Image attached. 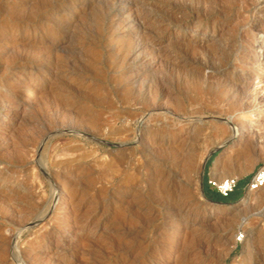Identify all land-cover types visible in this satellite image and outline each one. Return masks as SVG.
<instances>
[{
	"label": "rangeland",
	"instance_id": "obj_1",
	"mask_svg": "<svg viewBox=\"0 0 264 264\" xmlns=\"http://www.w3.org/2000/svg\"><path fill=\"white\" fill-rule=\"evenodd\" d=\"M140 1L160 3L168 65L124 60L132 38L118 23L138 10L132 2L0 0V264H19V252L27 264H264V191L242 203L246 184L235 208L216 215L224 206L203 193L206 179L213 191L219 178L248 183L264 164V0ZM108 3L123 18L108 24ZM174 61L192 66L185 73ZM222 65L232 84H220ZM31 102L32 114L5 117ZM148 110L167 130L180 123L174 146L139 141ZM242 129L244 148L234 151L227 141ZM47 171L68 206L54 205ZM183 224L194 232L180 244Z\"/></svg>",
	"mask_w": 264,
	"mask_h": 264
},
{
	"label": "bare ground",
	"instance_id": "obj_2",
	"mask_svg": "<svg viewBox=\"0 0 264 264\" xmlns=\"http://www.w3.org/2000/svg\"><path fill=\"white\" fill-rule=\"evenodd\" d=\"M75 1V0H74ZM113 3H115L116 1H118V0H111ZM121 1H129V2H132L133 4H135V5H137V11L136 12H134V14L132 15V13L130 14V15H128V16H126V17H124L123 18V16H122V14L119 12V11H117L116 9H115V7H111L110 6V3H108L109 4V8L107 9V13H106V19H108V24H110V22L113 20H115V19H121V18H123L122 19V21L120 22V23H118V26H121V30H125V32L127 33V37L128 38H132V48H131V51L124 57V60L126 61V62H136V61H138L139 63H140V65H142L141 67L144 69L145 67H151L152 65H156V64H162V66H163V63L164 62H166L167 61V56H168V58H170L169 57V55L168 54H170L171 52H168V53H165L164 51H163V47H164V43L162 42V40L160 39V37H159V32H158V29H159V24H158V21H157V19L155 18V16H154V11H156V10H158L156 7H157V5H160V3L158 2V1H153V2H149L148 1V4H145V2L144 1H138V0H136L137 2H135V0H121ZM151 1V0H150ZM160 1V0H159ZM166 1V0H165ZM189 1V0H188ZM225 1H227V0H225ZM6 2V1H5ZM61 2V1H60ZM171 2V1H170ZM190 2V1H189ZM205 2V1H204ZM228 2H229V0H228ZM70 3V2H69ZM153 3V4H152ZM215 3V2H214ZM214 3H212V7H214L213 5H214ZM251 3V2H250ZM75 4V3H74ZM77 4V3H76ZM87 4V3H86ZM132 4V5H133ZM165 4V3H164ZM195 4V3H194ZM204 4V3H203ZM211 4V3H210ZM229 4V3H228ZM114 5V4H113ZM112 5V6H113ZM174 5V4H173ZM188 5H191V4H188ZM187 5V6H188ZM207 5V4H206ZM106 6H107V4H106ZM105 6V7H106ZM166 6V5H165ZM169 6V5H168ZM242 6H243V4H242ZM196 7H197V11H198V7L199 6H197L196 5ZM208 7V6H207ZM211 7V8H212ZM225 7H227V6H225ZM253 7V6H252ZM86 8V7H85ZM188 8V7H187ZM208 8H210V7H208ZM218 8V7H217ZM222 8V7H221ZM228 8V7H227ZM8 9V8H7ZM84 9V8H83ZM174 9V8H173ZM180 9V8H179ZM207 9V8H206ZM77 10V9H76ZM131 10V9H130ZM161 10V9H160ZM160 10H158V11H160ZM185 10V9H184ZM217 10H220L219 8L217 9ZM47 11V10H46ZM61 11V10H60ZM59 11V12H60ZM62 11H64V10H62ZM104 11V10H103ZM179 11H181V10H179ZM228 11V10H227ZM226 11V12H227ZM45 12V11H44ZM182 12V11H181ZM208 12V11H207ZM220 12V11H219ZM222 12V11H221ZM212 13V12H211ZM223 13V12H222ZM200 14V13H199ZM204 14V13H203ZM225 14V13H224ZM43 15V14H42ZM212 15V14H211ZM210 16V15H209ZM208 16V17H209ZM221 16V15H220ZM224 16V15H223ZM27 17V16H26ZM37 17V16H36ZM41 17H43V16H41ZM201 17V16H200ZM25 18V17H24ZM23 18V19H24ZM34 18V17H33ZM51 18V17H50ZM104 18V17H103ZM171 18H173L172 16H171ZM27 19H29V18H27ZM101 19V18H100ZM180 19V18H179ZM25 20H26V18H25ZM35 20V19H34ZM95 20V19H94ZM175 20H177V19H175ZM184 20V19H183ZM9 21V20H8ZM104 21V20H103ZM160 21V20H159ZM173 21V20H172ZM179 21V20H178ZM20 22V21H19ZM29 22V21H28ZM27 22V23H28ZM42 22V21H41ZM62 22V21H61ZM162 22V21H161ZM180 22V21H179ZM212 22V21H211ZM116 23H117V21H116ZM9 24V23H8ZM11 24V23H10ZM40 24V23H39ZM63 24V23H62ZM92 24V23H91ZM90 24V25H91ZM179 24V23H178ZM12 25V24H11ZM38 25V24H37ZM73 23H68V24H66L65 26H63L65 29H72V27H73ZM16 26V25H15ZM110 26V25H109ZM117 26V27H118ZM88 27V26H87ZM94 27H95V25H94ZM98 27H100V26H98ZM89 29L91 28L90 26L88 27ZM101 28V27H100ZM106 28V27H105ZM104 28V29H105ZM10 29V28H9ZM60 29V28H59ZM80 29V28H79ZM82 29V28H81ZM12 30H13V28H12ZM88 30V29H87ZM93 30V29H92ZM99 30V29H98ZM117 30V32H118V29H116ZM20 31V30H19ZM38 31V30H37ZM83 31H85V30H83ZM159 31H160V29H159ZM162 31H164V30H162ZM25 32V31H24ZM55 32V31H54ZM90 32V31H89ZM95 32V31H94ZM93 32V33H94ZM116 32V33H117ZM120 32V31H119ZM9 33V32H8ZM244 33V32H243ZM119 34V33H118ZM123 34V33H122ZM150 34H154L155 35V38L154 39H151L150 37H149V35ZM161 34V33H160ZM60 35V34H59ZM58 35V36H59ZM85 35V34H84ZM89 35H90V33H89ZM164 35V34H163ZM15 36V35H14ZM20 36V35H19ZM61 36V35H60ZM81 35H79V37H80ZM93 36H94V34H93ZM100 36H102V35H100ZM108 35H105V36H103L102 37V41H105L106 40V37H107ZM151 36V35H150ZM246 36H247V34H246ZM85 37V36H84ZM84 37H82V38H84ZM110 37V36H109ZM107 38V40L108 39H110V38ZM46 38V37H45ZM59 38V37H58ZM61 38V37H60ZM78 38V37H77ZM247 38V37H246ZM3 39H5L4 37H3ZM13 39V38H12ZM31 39V38H30ZM49 39V38H48ZM52 39V38H51ZM14 40H15V38H14ZM38 40V39H37ZM73 40V39H72ZM86 40V39H85ZM84 40V41H85ZM248 40H249V38H248ZM2 41V40H1ZM10 41V40H9ZM19 41H20V39H19ZM40 41H42V40H40ZM60 41V40H59ZM89 41V40H88ZM169 41V40H168ZM250 41V40H249ZM17 42V41H16ZM24 42V41H23ZM35 42V41H34ZM70 42V41H69ZM77 42V41H76ZM86 42V41H85ZM90 42V41H89ZM98 42H99V40H98ZM106 42V41H105ZM108 42V41H107ZM36 43V42H35ZM45 43V42H44ZM74 43V42H73ZM27 44V43H26ZM56 44H58V43H56ZM43 45V44H42ZM42 45H40V46H42ZM59 45V44H58ZM91 45V44H90ZM27 46H28V44H27ZM37 46V45H36ZM56 46V45H55ZM4 47V46H3ZM12 47H13V45H12ZM52 47V46H51ZM80 47V46H79ZM94 48V47H93ZM4 49V48H3ZM6 49V48H5ZM8 49V48H7ZM15 49V48H14ZM13 49V50H14ZM39 50V49H38ZM42 50V49H41ZM41 50H40V52H41ZM95 50V49H94ZM172 50V49H171ZM188 51V50H187ZM192 51V50H191ZM7 51H5V53H6ZM10 52H11V50H10ZM196 52V51H195ZM213 52V51H212ZM8 53V52H7ZM127 53V52H126ZM197 53V52H196ZM48 54V53H47ZM88 54V53H87ZM192 54V53H191ZM209 54V53H208ZM214 54V53H213ZM220 54V53H219ZM195 55V54H194ZM215 55V54H214ZM5 56V55H4ZM7 56V55H6ZM18 56V55H17ZM185 56H186V54H185ZM209 56V55H208ZM42 57V56H41ZM87 57V56H86ZM90 57V56H89ZM184 57V56H183ZM187 57H188V54H187ZM194 57V56H193ZM203 57H205L206 58V55L205 56H203ZM202 57V58H203ZM19 58V57H18ZM88 58V57H87ZM91 58V57H90ZM174 58V57H173ZM195 58V57H194ZM197 58V57H196ZM211 58V61H212V59H213V61H214V58H212V57H210ZM254 58V57H253ZM92 59V58H91ZM185 59H186V57H185ZM188 59V58H187ZM193 59V58H192ZM209 59V58H208ZM44 60V59H43ZM46 60V59H45ZM93 60V59H92ZM170 60V59H169ZM198 60V59H197ZM203 60V59H202ZM204 60H206V59H204ZM172 61V60H171ZM189 61V60H188ZM125 62V63H126ZM173 62V61H172ZM216 62V61H215ZM38 63V62H37ZM167 63V62H166ZM169 64L171 63V62H168ZM168 63H167V65H168ZM195 63V62H194ZM217 63V62H216ZM221 63V62H220ZM132 64V63H131ZM174 68H179V70L181 71L183 68H184V72L186 73H188V71H187V69L186 68H190L191 66H192V64H190V63H188V62H185V61H182L181 63H179V64H177L176 63V61H174ZM173 64H172V66H173ZM197 64V63H196ZM195 64V65H196ZM201 64V63H200ZM199 64V65H200ZM211 64V63H210ZM229 64V63H228ZM255 64H256V67H258L257 66V62L255 61ZM54 65V64H53ZM136 65H138V64H136ZM195 65H193V66H195ZM37 66V65H36ZM40 66V65H39ZM157 66V65H156ZM177 66H179V67H177ZM16 67V66H15ZM6 68V67H5ZM8 68H9V66H8ZM55 68V67H54ZM160 68H162V67H160ZM168 68V67H167ZM7 69V68H6ZM33 69V68H32ZM122 69V68H121ZM149 69V68H148ZM156 69V68H155ZM12 70H13V68H12ZM90 70V69H89ZM92 70V69H91ZM152 70V69H151ZM178 70V69H177ZM199 70V69H198ZM228 70H230L231 71V69L229 68V66H220V67H217V71H218V74H216L217 76H219L220 78H219V80H220V84H223V85H228V84H232L233 83V81H232V78H229V77H225L226 76V74H225V72L226 71H228ZM235 70V69H234ZM232 71L233 73L235 72V71ZM5 71V70H4ZM9 71V70H8ZM7 71V72H8ZM33 71V70H32ZM46 71V70H45ZM54 71V70H53ZM56 71V70H55ZM93 71V70H92ZM91 71V72H92ZM150 71V70H149ZM155 71V70H154ZM173 71V70H172ZM194 71V70H193ZM202 71V70H201ZM38 72H40V71H38ZM136 72V71H135ZM206 72V71H205ZM49 73V72H48ZM177 73V72H176ZM42 74V73H41ZM40 74V75H41ZM52 74V73H51ZM57 74V73H56ZM100 74V73H99ZM146 74V73H145ZM35 75V74H34ZM44 75V74H43ZM53 75V74H52ZM125 75V74H124ZM185 75V74H184ZM120 76V75H119ZM174 76V75H173ZM224 76V77H223ZM238 76V75H237ZM52 77V76H51ZM160 77V76H159ZM214 77V76H213ZM216 77V76H215ZM239 77V76H238ZM37 78H39V77H37ZM184 78V77H183ZM195 78V77H194ZM222 78V79H221ZM63 79V78H62ZM61 79V80H62ZM163 79V78H162ZM217 79V78H216ZM215 79V80H216ZM36 80V79H35ZM52 80V79H51ZM100 80V79H99ZM141 80V79H140ZM170 80V79H169ZM173 80H174V78H173ZM21 81V80H20ZM44 81V80H43ZM117 81V80H116ZM132 81V80H131ZM160 81V80H159ZM162 81V80H161ZM182 81V80H181ZM185 81H186V79H185ZM189 81V80H188ZM192 81V80H191ZM201 81H203V80H201ZM218 80H216V82H217ZM58 82V81H57ZM143 82V81H142ZM156 82V81H155ZM177 82V81H176ZM195 82V81H194ZM17 83V82H16ZM27 83V82H26ZM50 83V82H49ZM54 83V82H53ZM56 83V82H55ZM159 83V82H158ZM178 83V82H177ZM188 83V82H187ZM200 83V82H199ZM30 84V83H29ZM58 84V83H57ZM139 84V83H138ZM137 84V85H138ZM146 84V83H145ZM152 84V83H151ZM163 84V83H162ZM179 84V83H178ZM181 84H182V82H181ZM236 84V83H235ZM19 85V84H18ZM76 85H78V84H76ZM124 85V84H123ZM190 84L188 83L187 84V86H189ZM218 85H219V83H218ZM22 86H23V84H22ZM41 86V85H40ZM50 86V85H49ZM56 86V85H55ZM59 86V85H58ZM62 86V85H61ZM135 86V85H134ZM153 86V85H152ZM155 86V85H154ZM164 86H166V85H164ZM181 86V85H180ZM243 86V85H242ZM252 86V85H251ZM24 87V86H23ZM168 87V86H167ZM166 87V88H167ZM191 87V86H190ZM195 87V86H194ZM234 87V86H233ZM5 88V87H4ZM11 88V87H10ZM57 88V87H56ZM58 88H60V87H58ZM81 88V87H80ZM80 88H78V89H80ZM93 88V87H92ZM215 88V87H214ZM229 88V87H228ZM241 88V87H240ZM75 89V88H74ZM157 89V88H156ZM162 89V88H161ZM170 89V88H169ZM183 89V88H182ZM235 89V88H234ZM5 90H6V88H5ZM24 90V89H23ZM39 90V89H38ZM53 90V89H52ZM149 90V89H148ZM153 90H154V87H153ZM153 90H152V92H153ZM166 90H168V89H166ZM241 90V89H240ZM33 91H35V89L33 90ZM135 91V90H134ZM146 91V90H145ZM174 91V90H173ZM188 91V90H187ZM237 91V90H236ZM40 92V91H39ZM38 92V93H39ZM44 92V91H43ZM46 92V91H45ZM49 92V91H48ZM47 92V93H48ZM79 92V91H78ZM144 92V91H143ZM150 92H151V90H150ZM151 92V93H152ZM193 92V91H192ZM42 93V92H41ZM49 93H51V92H49ZM68 93V92H67ZM80 93H81V91H80ZM137 93H138V91H137ZM146 93V92H145ZM148 93V92H147ZM154 93V92H153ZM169 93V92H168ZM174 93V92H173ZM229 93V92H228ZM1 94V93H0ZM7 94H8V92H7ZM139 94V93H138ZM137 94V95H138ZM150 94V93H149ZM163 94V93H162ZM172 93H170V95H171ZM178 94H180V93H178ZM181 94H183V93H181ZM18 95V94H17ZM90 95V94H89ZM157 95V94H156ZM169 95V96H170ZM39 96V95H38ZM72 96V95H71ZM84 96V95H83ZM146 96V95H145ZM177 96V95H176ZM13 97V96H12ZM87 97V96H86ZM85 97V98H86ZM166 97H167V94H166ZM174 97V96H173ZM18 98V97H17ZM54 98V97H53ZM89 98V97H88ZM115 98V97H114ZM117 98V97H116ZM140 98H143V97H140ZM147 98H150V97H147ZM146 98V99H147ZM172 98V97H171ZM232 98V97H231ZM40 99V98H39ZM87 99V98H86ZM98 99V98H97ZM152 99V98H151ZM150 99V100H151ZM8 100V99H7ZM91 100V99H90ZM148 100V99H147ZM163 100H165V98L163 99ZM177 100V99H176ZM96 101V100H95ZM103 101V100H102ZM142 101V100H141ZM145 101V100H144ZM149 101V100H148ZM171 101V100H170ZM174 101V100H173ZM8 102H9V100H8ZM39 102H40V100H39ZM82 102V101H81ZM90 101H88V103H89ZM100 103H101V101H99ZM104 102V101H103ZM146 102V101H145ZM166 102V101H165ZM33 102H31V103H28V104H26V106H20V105H16V107L14 108L13 107V111H12V113H10L9 111H8V113L5 115V117L7 118L8 116H12V115H20V112H21V110H24L25 111V113L26 114H32V112H33V110H34V106H35V104H32ZM41 103V102H40ZM55 103V102H54ZM80 103V102H79ZM95 103H97V102H95ZM153 103V102H152ZM176 103V102H175ZM12 104V103H11ZM18 104H20V103H18ZM119 104V103H118ZM158 104V103H157ZM156 103L154 104L153 103V106H159V105H157ZM164 104V103H163ZM48 105H49V103H48ZM101 105V104H100ZM126 105H127V103H126ZM151 105L152 104H150V107H151ZM162 105V104H161ZM166 105V107H167V103L165 104ZM234 105V104H233ZM42 106H43V104H42ZM54 106V105H53ZM56 106V105H55ZM103 106V105H102ZM101 106V107H102ZM121 106V105H120ZM127 106H129V105H127ZM7 107H9V106H7ZM75 107V106H74ZM90 107V106H89ZM123 107V106H122ZM125 107V106H124ZM160 107V106H159ZM162 107H164L163 105H162ZM161 107V108H162ZM40 108H41V105H40ZM64 108V107H63ZM63 108H59V109H63ZM131 108V107H130ZM153 108V107H152ZM165 108V107H164ZM102 109V108H101ZM120 109V108H119ZM129 109V108H128ZM133 109H135V108H133ZM144 109V108H143ZM154 109V108H153ZM157 109V108H156ZM159 109V108H158ZM64 110V109H63ZM131 110H132V108H131ZM140 110V109H139ZM163 110V109H162ZM169 110V109H168ZM167 110V111H168ZM69 111V110H68ZM128 111V110H127ZM126 111V113L128 114L129 112H127ZM130 111V110H129ZM134 111V110H133ZM149 111V110H148ZM147 111V114H144L145 115V117L143 116V118L141 119V125H140V127H141V129H140V134H139V141L140 142H142V144L145 146V148L146 147H148V148H150V149H153L154 150V147L155 146H158V147H160V145H173L174 146V143H175V139H174V143H173V141H172V139H173V137L175 136V134H176V132H177V130H178V127L180 126L179 124L180 123H176V124H171V128H169L168 130L166 129L167 128V125L164 123V125H157L156 124V122H154V120L156 119V118H158L159 117V114H157V113H150L151 111H149L148 112ZM153 111V110H152ZM160 111V110H159ZM6 112H7V110H6ZM70 112V111H69ZM86 112H87V110H86ZM89 112V111H88ZM90 112H92V111H90ZM139 112V111H138ZM156 112V111H155ZM5 113V112H4ZM52 113V112H51ZM60 113V112H59ZM85 113V112H84ZM117 113V112H116ZM123 113V112H122ZM125 113V112H124ZM143 113V112H142ZM34 114V113H33ZM39 114V113H38ZM48 114H49V112H48ZM71 114H72V112H71ZM132 113L130 112V115H131ZM162 114V113H161ZM173 114V113H172ZM46 115V114H45ZM85 115V114H84ZM119 115V114H118ZM139 114H137V116H138ZM140 115H141V113H140ZM74 116V115H73ZM152 117V119H149V117ZM165 116V115H164ZM173 116V115H172ZM61 117V116H60ZM118 117H120V116H118ZM193 117V116H192ZM9 118V117H8ZM11 118V117H10ZM34 118V117H33ZM92 118V117H91ZM132 118H133V120L134 121H136L137 120V117L135 116V115H132ZM170 118V117H169ZM180 118V117H179ZM181 118H182V116H181ZM180 118V119H181ZM190 118V117H189ZM123 119V118H122ZM140 119V118H139ZM192 119V118H191ZM196 119V118H195ZM201 119V118H200ZM76 120V119H75ZM162 120V119H161ZM56 121V120H55ZM81 121V120H80ZM131 121V120H130ZM139 121V120H138ZM157 121H159V120H157ZM186 121V120H185ZM57 122V121H56ZM66 122V121H65ZM82 122V121H81ZM84 122V121H83ZM89 122V121H88ZM128 122V121H127ZM140 122V121H139ZM138 122V123H139ZM150 122L151 123H155L154 125H151L150 126ZM172 122V121H171ZM184 122V121H183ZM197 122H199V119H198V121H196V124L198 125L199 123H197ZM48 123V122H47ZM135 123V122H134ZM159 123V122H158ZM174 123V122H173ZM32 124V123H31ZM31 124H30V126H31ZM37 124V123H36ZM80 124V123H79ZM137 124V123H136ZM188 124L190 125V124H193V122L191 121V120H188ZM50 125V124H49ZM93 125V124H92ZM196 125V126H197ZM51 126V125H50ZM195 126V127H196ZM8 127V126H7ZM194 127V126H193ZM190 128H191V126H190ZM38 129V128H37ZM46 129V128H45ZM61 129V128H60ZM162 129H166V130H162ZM184 129V128H183ZM21 130V129H20ZM138 130V129H137ZM137 130H135V132L137 131ZM194 130V129H193ZM8 131V130H7ZM18 131V130H17ZM50 131V130H49ZM192 131V130H191ZM51 132V131H50ZM53 132V131H52ZM51 132V133H52ZM121 132V131H120ZM10 133V132H9ZM19 133V132H18ZM43 133V132H42ZM46 133V132H45ZM50 133V134H51ZM55 133V132H54ZM57 134H58V132H56ZM61 133V132H60ZM94 133V132H93ZM134 133V132H133ZM133 133H131V134H133ZM159 133H164L165 134V137H163V139H158V137L156 138V136L159 134ZM195 133V132H194ZM193 133V134H194ZM15 134H17V133H15ZM53 134V133H52ZM51 134V135H52ZM130 134V133H129ZM137 134H138V132H137ZM192 134V135H193ZM49 135V134H48ZM154 135V136H153ZM245 135H246V133L244 132V129H242V132L241 133H237V134H233L232 136H231V138L227 141V143L228 144H232V143H235L236 144V147H235V150L234 151H236V150H238V149H243L244 148V145H245ZM47 136V135H46ZM58 136H60V134L58 135ZM134 136H135V134H134ZM137 136V135H136ZM163 136V135H162ZM53 137V136H52ZM129 137V136H128ZM127 138V137H126ZM132 138V137H131ZM45 140H46V138H45ZM28 144V143H27ZM126 144V143H125ZM124 144V145H125ZM123 147V146H122ZM175 149H177V147H174ZM173 149V148H172ZM48 150V149H47ZM164 152H165V150H164ZM152 153V152H151ZM166 153V152H165ZM182 155V154H181ZM63 156V155H62ZM61 157V156H60ZM59 159V158H58ZM203 164V163H202ZM190 165H191V167H192V165H193V163H190ZM46 169V168H45ZM79 170V169H78ZM189 170V169H188ZM154 172V171H153ZM165 173V172H164ZM163 173V174H164ZM167 173H169V172H167ZM47 174L49 175V177H50V174L48 173V171H47ZM170 174V173H169ZM162 175V174H161ZM79 176V175H78ZM160 176V175H159ZM167 176H169V175H167ZM54 177V176H53ZM57 177V176H56ZM59 177V176H58ZM80 177V176H79ZM51 178V177H50ZM49 178V179H50ZM63 178V177H62ZM82 178V177H81ZM167 178V177H166ZM54 179V178H53ZM52 178H51V180H52V183H53V186L55 187V198H54V205L55 206H68V204L66 205V203H67V199L63 196V193H64V189H62V193H59V191L61 190L57 185H56V183H55V181L53 180ZM61 179V178H60ZM68 180H69V178H68ZM83 180V179H82ZM165 181V180H164ZM83 182V181H82ZM152 182V181H151ZM218 182H220V184H224L225 182H226V180L224 179V178H219L218 179ZM59 183V182H58ZM57 183V184H58ZM81 184V183H80ZM24 185V184H23ZM59 185V184H58ZM70 186V185H69ZM72 186V185H71ZM18 189V188H17ZM53 189V188H52ZM67 189V188H66ZM75 189V188H74ZM134 189V188H133ZM13 191V190H12ZM53 191V192H54ZM169 191V190H168ZM261 191H264V189H262ZM5 192V191H4ZM66 192V191H65ZM259 192V191H258ZM258 192H248V193H246V195H245V197L243 198V200H242V203H246V202H248L250 199H252L253 197H255V195L258 193ZM20 193V192H19ZM65 194V193H64ZM118 194V193H117ZM122 194V193H121ZM3 195V194H2ZM9 195V194H8ZM16 195V194H15ZM26 195V194H25ZM159 195V194H158ZM13 196V195H12ZM252 196V197H251ZM29 197V196H28ZM69 197H70V195H69ZM75 197H76V195H75ZM2 199V198H1ZM77 199V198H76ZM254 199V198H253ZM8 200V199H7ZM69 201V200H68ZM142 202V201H141ZM30 203V202H29ZM28 203V204H29ZM125 203V202H124ZM35 204V203H34ZM135 204V203H134ZM71 205V204H70ZM138 205V204H137ZM73 206V205H72ZM172 206V205H171ZM143 207V206H142ZM14 208V207H13ZM35 208V207H34ZM37 208V207H36ZM68 208V207H67ZM235 208V205H230V206H224V207H220V208H218V209H215L214 211H213V214L214 215H216V214H219V213H227V212H229V211H231L232 209H234ZM72 209V208H71ZM9 210V209H8ZM133 210V209H132ZM14 211V210H13ZM138 211V210H137ZM131 212V211H130ZM136 212V211H135ZM13 213V212H12ZM6 214V213H5ZM14 214V213H13ZM15 214H16V212H15ZM126 214V213H125ZM138 214V213H137ZM19 215V214H18ZM71 215V214H70ZM12 216V215H11ZM14 216V215H13ZM134 216V215H133ZM74 217V216H73ZM9 218V217H8ZM175 218V217H174ZM15 219V218H14ZM25 219V218H24ZM207 219V218H206ZM8 220V219H7ZM59 220H61V219H59ZM63 220V219H62ZM61 220V221H62ZM71 220V219H70ZM144 220V219H143ZM220 220V219H219ZM24 221V220H23ZM66 221V220H65ZM80 221V220H79ZM197 221V220H196ZM221 221H223V220H221ZM70 222V221H69ZM188 222V221H187ZM208 222V221H207ZM82 223V222H81ZM172 224V223H171ZM170 224V225H171ZM182 224V223H181ZM203 224V223H202ZM202 224H201V227H202ZM84 225V224H83ZM173 225V224H172ZM66 226H68V225H66ZM198 226H199V224H198ZM203 226H204V224H203ZM206 226H208V225H206ZM197 227V226H196ZM195 227V228H196ZM176 228V227H175ZM179 229L177 230L178 231V233L180 234V233H183L182 234V238L181 239H179L180 241V244H185L186 242H187V240H188V236H189V233H192L193 234V232L194 231H191L190 230V226L189 225H187V224H183V225H180L179 227H178ZM198 228H200V226L199 227H197V231H198ZM202 229V228H201ZM59 231V230H58ZM204 231V230H203ZM207 231V230H206ZM53 232V231H52ZM20 233V232H19ZM56 233V232H55ZM201 233V232H200ZM200 233H198V234H200ZM202 233H204V232H202ZM206 233V232H205ZM197 234V233H196ZM203 235V234H202ZM207 235V234H206ZM210 235V234H209ZM178 236V235H177ZM194 236H195V234H194ZM48 237V236H47ZM193 237V236H192ZM197 237V236H196ZM203 237V236H202ZM178 238V237H177ZM204 238V237H203ZM205 238H208L207 236L205 237ZM4 239V238H3ZM47 239V238H46ZM193 239V238H192ZM198 239V238H197ZM49 240H50V238H49ZM53 240V239H52ZM191 240V239H190ZM206 240V239H205ZM3 241V240H2ZM197 241V240H196ZM198 241H199V239H198ZM204 241V240H203ZM206 242V241H205ZM211 242V241H210ZM203 243V242H202ZM198 244V243H197ZM205 244V243H204ZM212 244V243H211ZM210 244V245H211ZM174 245V244H173ZM200 245V244H199ZM206 245H207V243H206ZM209 245V244H208ZM177 246V245H176ZM197 246V245H196ZM203 246V245H202ZM205 246V245H204ZM58 247V246H57ZM62 247H64V246H62ZM199 247V246H198ZM210 247V246H209ZM256 247V246H255ZM66 248V247H65ZM64 248V249H65ZM192 248V247H191ZM200 248V247H199ZM198 248V249H199ZM207 248V247H206ZM59 249V248H58ZM188 249H189V247H188ZM251 249V248H250ZM57 250V249H56ZM61 250V249H60ZM59 250V251H60ZM180 250L182 251V249L180 248ZM186 250V249H185ZM201 250V249H200ZM199 250V251H200ZM210 250V249H209ZM62 251H64V250H62ZM62 251H61V253H62ZM202 251V250H201ZM205 252H206V250H204ZM248 251V250H247ZM262 251V250H261ZM177 252H179V251H177ZM176 252V253H177ZM190 253V252H189ZM249 254H251L250 252H248ZM15 254V253H14ZM181 254V253H180ZM248 254V255H249ZM22 255L23 254H21L20 252L17 254V257L16 258H18V262H19V264H27L25 261H24V259H22L21 257H22ZM182 255V254H181ZM207 255V254H206ZM257 255V254H256ZM262 255V254H261ZM250 256H252V255H250ZM25 257V256H24ZM73 257V256H72ZM187 257V256H186ZM255 257V256H254ZM254 257L253 258H251L250 257V259H254ZM202 258V257H201ZM249 258V257H248ZM260 258V257H259ZM262 258H263V255H262ZM186 259V258H185ZM264 259V258H263ZM199 260V259H198ZM207 260V259H206ZM210 260V259H209ZM249 260V259H248ZM247 260V261H248ZM27 261V260H26ZM197 261V260H196ZM260 261H262L261 259H260ZM206 262V261H205ZM199 263V262H198ZM204 263V262H203ZM208 263H209V261H208ZM175 264H177V263H175ZM206 264V263H205ZM252 264V263H251Z\"/></svg>",
	"mask_w": 264,
	"mask_h": 264
},
{
	"label": "built area",
	"instance_id": "obj_3",
	"mask_svg": "<svg viewBox=\"0 0 264 264\" xmlns=\"http://www.w3.org/2000/svg\"><path fill=\"white\" fill-rule=\"evenodd\" d=\"M216 191L223 196H228L236 189L238 182L234 179L227 180L224 184L211 183ZM264 189V164L253 173L251 179L247 183L246 193L258 192Z\"/></svg>",
	"mask_w": 264,
	"mask_h": 264
},
{
	"label": "trees",
	"instance_id": "obj_4",
	"mask_svg": "<svg viewBox=\"0 0 264 264\" xmlns=\"http://www.w3.org/2000/svg\"><path fill=\"white\" fill-rule=\"evenodd\" d=\"M246 184L247 181L238 183L233 193L229 194L228 196H223L217 191H213L210 187L209 181L206 179L204 185V193L206 197L214 203L234 205L241 199Z\"/></svg>",
	"mask_w": 264,
	"mask_h": 264
},
{
	"label": "water",
	"instance_id": "obj_5",
	"mask_svg": "<svg viewBox=\"0 0 264 264\" xmlns=\"http://www.w3.org/2000/svg\"><path fill=\"white\" fill-rule=\"evenodd\" d=\"M203 193H204V191H203ZM208 200H209V199H208ZM210 201H211V200H210ZM211 202H212V201H211ZM213 203H214V202H213ZM220 205H223V206H228V205H225V204H221V203H220Z\"/></svg>",
	"mask_w": 264,
	"mask_h": 264
}]
</instances>
